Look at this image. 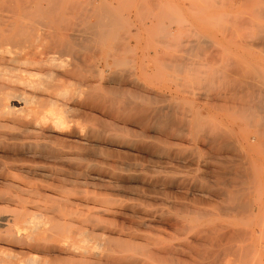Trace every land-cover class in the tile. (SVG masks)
Segmentation results:
<instances>
[{"label": "bare ground", "instance_id": "bare-ground-1", "mask_svg": "<svg viewBox=\"0 0 264 264\" xmlns=\"http://www.w3.org/2000/svg\"><path fill=\"white\" fill-rule=\"evenodd\" d=\"M63 1L0 0V138H7L5 142L0 141V149L6 148L12 160V164L8 165L9 168L5 173L0 175V180L10 189L0 194V201L14 205V212L11 215H9L10 213L8 215L0 214V229L11 232L14 236L22 237L21 242L17 243L24 250L31 253H42L47 257L53 256L54 259L60 258V255L99 251L98 255L90 254V257L87 258L88 261H86L90 264H264V244L261 243L264 239L255 243L256 239L254 242L250 238L259 229H261L259 233H262L261 227L264 224V219H261L260 224L256 223L257 220L251 219L255 216L251 209L254 200L253 203L248 202L251 201L247 200L250 196L247 198L242 194V191L240 193V190L230 189L232 186L228 183L231 184L234 181H228L220 173L225 168L221 166L223 169L215 173L213 170L215 167L212 169L214 164L210 162L212 156L210 153L224 151V149L230 153V147L234 149V144L230 146L231 138L217 136L219 133L212 135L214 132L212 133L211 130V134L208 132L209 136L199 138L202 133L200 122L199 131L195 125V129L193 128L194 131L197 130L196 133L201 132L198 138L197 135L194 136L195 138L192 136L189 139L182 138V127L185 123L183 119L185 118H182L183 108L179 107L184 95L181 90L165 93L153 87L158 82L155 81L151 86L143 71L142 78L136 77V73L132 77L130 74L126 75L127 72L122 74L123 70H120L121 73L112 71L113 64L111 66L106 60L100 62L92 59L93 62L89 65L86 62L87 59L85 61V55L76 57V53H81L79 51H83L82 54H84V51L88 50L90 53L88 48L92 50V47H88V45L93 42L96 45L98 36L107 37L106 32L113 33L112 29L116 28L113 26L116 21L113 20L115 15L112 17L109 15L110 13L107 14L106 10H102L103 3H106L105 0H100L99 3L92 2V5L87 6L90 2L88 1L87 5L83 4L85 8H82V5L79 8L80 4L77 8L74 5L70 7L72 3L69 0L67 3H70L69 6L65 3L67 0ZM81 2L84 3V1ZM119 2L122 4L121 1ZM246 2L248 4V1H244L243 5ZM112 11L111 14H113ZM91 15L96 17H94L95 22L89 19ZM249 17L251 18V16ZM111 20L113 24H111ZM74 21H79L80 25L78 23L77 26H81V29L72 30ZM119 21L121 20L119 19ZM117 24L119 25V23ZM109 25L113 26V28L110 26L112 28L110 31L108 30ZM119 27H117L118 33ZM261 28L257 30V32L260 31V36L264 34L262 30L264 28ZM144 31L146 32V30ZM100 37L99 39H101ZM262 41L264 42V40ZM201 45L203 46V44ZM202 46L189 43L182 48H176L182 49V51L177 50L180 57L179 52L188 55L191 52H198ZM96 48L94 47L93 50ZM95 52L91 53L92 56ZM122 52L124 53V50ZM172 52L174 51L172 50ZM178 56L168 60L170 63L174 62L176 66L172 69L176 70L177 67L190 69L191 67L182 65L183 57L180 59ZM159 57L160 55H158V60H160ZM172 57L174 56L172 55ZM160 58L165 57L161 56ZM118 59L114 62L117 65L119 62V65L122 64V61ZM194 59L196 60V58ZM170 63L169 65H171ZM213 64H211L212 67L216 65L213 66ZM211 65L206 68L209 69ZM225 65L224 67L227 68L231 64L227 67ZM197 66L196 69H198ZM180 68L177 69L179 73L182 71ZM225 68L222 71L220 66V73L222 71L225 74L226 70L234 71L232 65L229 70H225ZM218 69L216 71L219 74ZM193 70L192 67L191 71L194 73ZM108 71H110L109 74H107ZM192 72L189 73L188 70L189 74ZM129 73H131L130 70ZM246 73L241 74L245 76ZM151 74L153 73L151 72ZM151 74L150 76H152ZM195 74V76L194 74L190 75L195 79H192V82L206 77L205 72L203 73L205 76L201 72L199 74V71ZM226 74L225 79L227 78ZM162 75L164 76V73ZM176 75L179 74H175L174 77ZM187 75L186 73L182 76ZM156 76L159 75H153L151 80H155ZM161 76L158 78H162ZM182 76L174 78L175 83L180 81L178 82L180 85H177L178 88L182 85ZM171 77L173 78V76ZM233 77L231 78L233 79ZM167 80L171 81V78ZM210 81L208 80V83ZM192 82L190 83L192 84ZM229 82L228 86H230ZM205 83L201 84L205 85ZM218 83L221 84L220 81ZM191 84H188V87ZM169 85L175 87L174 83ZM192 86L189 87L191 90ZM185 88H187V84ZM228 89L222 99L220 98L223 107L227 110L233 98L236 97V89L234 91L232 87ZM197 90L198 88L194 92ZM205 91L203 90V92ZM223 91H221L222 94ZM228 91L234 92L235 96ZM190 98L192 97L190 96ZM239 98H243V96H239ZM253 99L252 96L249 102H253ZM184 104L186 105V102ZM213 104L218 105L216 102ZM207 106L209 104L203 105L202 108L199 106L200 109L196 116L202 118V113L208 111ZM246 107L242 110H245ZM186 112L188 115V110ZM191 114H189L190 117ZM240 114L242 113H239L238 117L241 119L246 117V113L243 114L244 118L242 115L239 116ZM253 116L248 118L251 124ZM256 118L259 117L255 116L253 120ZM196 119L195 122H197ZM246 119L247 117L244 121ZM248 123L250 124V122ZM253 125L256 124L253 123ZM186 127L189 128L190 125ZM188 128L185 129L186 132H190ZM202 128H205L206 132L211 129ZM256 128L258 130L259 127ZM220 129L222 128L220 127ZM258 131L260 132V130ZM224 134L226 133L224 132ZM260 134L258 133V136ZM227 136L230 134L227 133ZM260 136L262 138L264 134ZM259 140L261 139L259 138ZM185 143L188 146H185ZM237 143L240 147V143L238 141ZM249 148L251 147L249 146ZM232 153L233 150L230 158L234 159V162L228 157L229 155L226 157L230 161L225 159V162L236 163L235 159H238L233 158ZM234 153L233 155L236 156ZM10 158L7 157L8 161ZM263 159L261 158V160ZM220 160H216V164L222 165L219 163ZM248 161L249 159L247 160L249 164ZM244 165L239 166H243L240 170L244 169ZM200 167L204 169L202 174L198 175L195 172ZM231 169L233 170V167ZM194 170L195 172H193ZM233 171L235 173V169ZM236 173L239 174V172ZM251 173L250 175H252ZM14 174L19 175L21 179L15 180ZM226 175L228 174L226 173ZM231 175L229 176L232 177ZM237 176L235 178H239L240 175ZM242 176L240 177L243 178ZM251 177V181H253V176ZM244 178L246 181L247 177L244 176ZM248 179L251 178L248 177ZM236 182L233 188L239 187L236 186ZM243 182L241 183L242 187L246 185V182ZM253 182L255 183V181ZM250 185L251 183H249V187H251ZM244 191L243 189V193ZM256 197L258 196L256 195ZM262 199H264L263 196ZM256 201L257 198H255ZM259 208L261 210V207ZM239 215L242 216L239 217ZM236 216L242 217L241 219L245 217V221L242 220L244 221L243 225L234 220ZM250 222L252 224H249ZM259 233L258 238H261Z\"/></svg>", "mask_w": 264, "mask_h": 264}, {"label": "rangeland", "instance_id": "rangeland-1", "mask_svg": "<svg viewBox=\"0 0 264 264\" xmlns=\"http://www.w3.org/2000/svg\"><path fill=\"white\" fill-rule=\"evenodd\" d=\"M74 1L75 0H69V2L72 3V4L69 3L70 4V7H73V5H74L77 8V6L80 4L78 6L79 8H80L81 5H82L81 6L82 8H85L83 6L84 5H87L86 3L88 1H90V2H88V5L87 6H89V4L92 5L94 2L95 3H99L100 2V0H92V1L91 0H87V1L86 0H78V1L76 0L75 1L76 5H75L74 4ZM81 1H84V3L81 2ZM105 1H106V3H103V6H104L103 8H106V9H103L102 8V10H106L107 14L110 13L109 15H111V16L112 15L113 16L115 15L114 16L115 19H113V20L114 21L116 20V21H115V23H114L113 26L116 27V28L112 29L113 26L112 25H109L108 30L109 31L111 29L114 30L113 33H111V31H110V34L111 35L108 32H106L105 35L107 37H105V36L104 37L103 36L102 37L98 36V41L97 42H99L98 43L99 45L97 44V42H96V45H95L94 42L92 44H89L88 47H92L91 48L92 50H90V48H88L89 51H90V53L87 50V51H84L85 52L84 54H82L83 51H79V53L81 52L80 54L74 52L77 55L76 54H73V55L74 56L76 55V57H78V56L83 57L85 55L84 58H85V61L87 59V61H86L87 64L92 63L93 60H97V61H100V62L103 61V60H106V61H108V63L111 66L113 64L112 71H114V72L121 73L120 70H123L122 74L127 72L126 75H129L130 74L131 76L132 75L134 76V74L136 73L135 76L136 77H139V78H142V76L146 75L148 77L147 79L150 81V85L151 86H153V84L156 81L158 83H155L153 87L158 88L159 90H161L162 92H165V93H170L171 91L172 92L173 91L176 92L177 90H181L182 91V94H184V95L182 96V103H179V107L180 108H183V111L182 112H184V113L182 115V118H185V119H183L185 121V123H183L184 125L182 127V130H183L182 131V134L184 135V136L182 135V138H186L187 137L186 139H189V138H191V136H192V138H195L194 137L195 135H197L196 137L198 138V136H199V134L201 132H197L198 133L197 134L196 131L198 130V128H200V126L198 127V125H200V124H201V128H200L201 130L200 129L199 130L202 131V133L205 134V135H203L201 133L200 136H199V138L200 137L201 138H206V136H209L211 134V132L212 133L213 132L215 133V134L213 133L212 135H217L219 133L217 136H220V137L223 136V138H231L230 139V146H232L231 144H234V146H233L234 149L231 148V147H230V149L228 148L230 153H227L228 152L227 149H224V151L223 150L217 151V152L215 151L214 152L215 154L214 153H210V155H212L210 157V162H211V164H212V162L214 164V165H212L213 166L212 169L215 167V169H213V170H215L214 172L216 173V172H220L221 169H223V168H221V166L224 167L225 169L228 168L227 170L224 169L223 171L220 172L221 175H222V177L227 178L228 181L231 180L230 182H233L234 181V183H231V184L228 183V185L232 186V187H230V189L240 190V193L242 191V194L243 195H246L247 198L250 196L247 200L250 199L251 201H248V202H252L253 203V200H254V203L253 204L251 203L253 205L251 209L255 213L254 214L255 216L252 217L251 219H253V221H256V220L257 221H260V222H257L256 221V223L260 224L261 223V219H264V199H262V196L264 198V194H263L264 193V185H263V183H264L263 182L264 181V172H263L264 171L263 170L264 169V159L261 160V158H264V155H263L264 154V144H263L264 137L262 136V138H261V136H260V135H263L264 134V109H263L264 108V102H263L264 101V84H263L264 83V79H263L264 78V46H262L264 44V42L262 41V40H264V37H262V36H264V34H262V32L264 31V29H262V28H264V16H263L264 15V7H263L264 0H261V1H259V0H204V1L203 0H124V3H123V0H115V1L114 0H105ZM119 1H121L122 4ZM244 1H248V4L249 5L247 4V2H246V4L244 3V5H243V2ZM249 1H250V3H249ZM213 2L215 3V5H214ZM65 3L67 4L68 3V0H67V2L65 1ZM69 4H67V5L69 6ZM241 4L243 6H240ZM255 4L256 5L259 4L258 5V8H256L257 6ZM114 5H116V6H114ZM190 5H191V7H190ZM217 5H218V7H217ZM214 6H216V7H214ZM220 7H221V9H220ZM222 10H224V11H222ZM108 11H110V12H108ZM111 11H112L113 14H111ZM249 12L251 13V15H250ZM102 13H104V12L102 11ZM199 13H200V16L201 17L199 16ZM129 14H130V16H129ZM243 14H244V16H243ZM119 15H120V18H119ZM257 15H258V17L260 19L257 17ZM91 16H90L89 19L90 20L92 19L91 21L92 22H95V18L96 17L95 16H92L93 17L92 18ZM249 16H251V18ZM256 17H257V19H256ZM261 18H262V20H261ZM119 19L121 21H119ZM212 20H214V21H212ZM230 20L232 21V23H231ZM238 20H240L241 22H239ZM245 20H247V21H245ZM76 22L77 21H74V24H72V30H74V31H76L78 28L81 29V26H77V24L79 23V21L77 23ZM246 22H247V24H246ZM117 23H119V25ZM156 23H158V24H156ZM221 23H222V25H221ZM111 24H113L112 20H111ZM78 25H80V23ZM256 25L258 27H260V28L262 27L261 28L263 30V31L261 30L262 36L259 35V32L260 31L257 32V30H260V28L255 27ZM110 26L112 28H110ZM118 26H120L119 27V30H120L119 33H118V29H117ZM121 26L123 27V29H122ZM250 26H251V28H250ZM144 30H146V32ZM233 30H235V31H233ZM117 36H119V37H117ZM99 37L101 39H99ZM259 39H262V40H259ZM143 40H145V41L147 40V42H145ZM193 41H195L194 43L196 45L202 46L201 44H203L202 47H204V48L201 47V49L198 52L197 51L196 52H191L188 55L187 54L184 55V53L179 52V55H180V57H179L178 56V51H182L181 48L184 47V46H187L189 43L194 44ZM115 44L117 46H114ZM255 44H256V46H255ZM97 45H98V49L96 48ZM105 45H106V47H105ZM260 46H262V47H260ZM94 47L99 52H97L96 49L93 50ZM176 47L177 48L181 47V48H180V50H178ZM115 49H119V50H115ZM122 50H124V53L122 52ZM172 50L174 52H172ZM86 52H88L89 55H88V53L86 54ZM92 52H95L96 54L94 53L93 56H92V54H91ZM174 53L176 54V56H175ZM192 53H194V54L192 55ZM195 53H197V54H195ZM155 54H157V55H155ZM158 55H160V57L162 56V57H165V58H160L159 57L160 60H158ZM172 55L174 57H172ZM190 55H191L192 58L190 57ZM195 55H197V56H195ZM111 56H112V58H111ZM177 56L180 59L183 57L182 58L184 60V62L182 63L183 66L186 65V67H191V68L190 69L187 68V70H186L185 67L184 68L177 67V69L180 68V69H182V71H180V73H179V71L176 69L177 70V72H176V70H175L176 66L174 65V62L170 63L168 60L171 59V58H177ZM113 57H115L116 59L119 58L118 60L119 61L120 60L122 61L121 62L122 64H120L121 66L119 65L120 62L118 60H117L119 62L118 65H117V63H115L116 62V59L115 58H114V60H112ZM184 57H185V59H184ZM194 58H196L197 62H196V60ZM210 58H211V60H210ZM228 58L230 59V61H229ZM198 59L202 60L203 61V64H202V61H200ZM203 59H205V60H203ZM213 60H215V61H213ZM231 61H233V62H231ZM168 62L171 65H169ZM191 62H193V63H191ZM140 63H145V64H140ZM154 63H156V64H154ZM160 63H162L163 65H161ZM166 63H168V64H166ZM210 63L211 64L214 63V64H216L218 66H216V65L214 66V64H213L214 67H212V65ZM228 63H230L232 65V69L235 72L234 71L232 72V71L229 70V69H231V65L228 64ZM225 64H228L230 66L225 65ZM237 64L238 65L240 64L239 67H238ZM195 65L196 66L199 65V66H197V68L199 70L196 69V66ZM210 65H211L212 68L210 67L209 69H207ZM224 65L226 67L228 66L230 68H228V67L225 68ZM122 66H125V67H122ZM146 66H147V68H146ZM206 66H207V68H206ZM220 66H221L222 71H223L224 68H225V70L226 69L229 70V71L226 70V72H225V74L227 73L226 74V77H227L226 79L227 80L225 79L224 72L221 71V73H220V70H221L220 69ZM162 67H164L165 69L164 68L162 69ZM172 67H175V68H173L174 71H173ZM192 67L194 69L193 70L194 73L191 71ZM114 68H115V70H113ZM117 68H119V69H117ZM138 68H141V69H138ZM216 69L219 70V74L216 71ZM241 69H242V71H241ZM129 70H130V72L132 74L129 73ZM164 70H166V71H164ZM188 70H189V73L192 72V74H189L188 73ZM208 70H210V71H208ZM214 70L216 71L217 74L215 73ZM247 70H248V72L250 71L249 74H248ZM142 71H143L144 75H143ZM183 71H184V73H183ZM198 71H199V74H200V72L202 74L204 72L206 73L205 74L206 77L204 79H200L199 81L196 80V82L194 81L195 84L196 83L197 84H196V86H195V84L193 86H195L196 88H198V90L196 92H198L199 94L196 93V92H194L196 90V88L192 86V84L194 83V82H192V79H193L192 76H193V74L195 76L197 74V73L195 74V72H198ZM213 71H214L215 74L213 73ZM237 71H238V73L240 72L239 75H237L238 74ZM252 71H253L254 75H253ZM151 72L153 74H151ZM157 72H158V74H157ZM173 72L175 74L178 73L179 75H176L174 77L175 74ZM230 72L232 74L233 73H235V74L232 75ZM243 72L246 73L245 76H243L244 74H241ZM109 73H110V71L107 72V74H109ZM149 73L152 76L153 75L154 76L155 75L161 76V74L164 73V76L165 77L162 75L161 76L162 78L159 79L158 78L159 76L158 77L156 76L155 80L152 79L153 80L152 81L151 80L152 76H150ZM186 73L188 74L187 76H182V75H186ZM212 74L215 75V76H213ZM190 75H192V76H190ZM220 75H222V76L224 75L223 78ZM248 75H250V77H248ZM255 75H256V77H255ZM171 76H173V78ZM181 76H182V85L184 83H185V85H183L184 87L182 85L180 87L185 88L186 87V84H187V88H185V89H183V88L181 89L180 87L178 88V86L180 85V84H178V82H180V81H177V83H175L176 81H175L174 78H178V77H181ZM210 76H212V77H210ZM214 77L217 78V79H215ZM231 77H233V79ZM246 77H248L247 80H246ZM170 78H171V81L174 80L172 83H171V81H168L167 80V79H170ZM184 79H185V81H184ZM188 80H190V81L188 82ZM193 80H195V79H193ZM203 80H205V81H203ZM208 80H211V81L208 83ZM225 80L228 81V82L230 81L229 82L230 83V86H228L229 84H228V82L226 83ZM219 81H220L221 84L218 83ZM167 82H169V83H167ZM190 82H192V84ZM202 82H204V83L206 82L205 85L201 84ZM147 83H148V81H147ZM159 83H160V86H159ZM173 83L175 84V87H174V85H171L173 87L172 88L169 84H173ZM188 84H191L189 87L191 88V86H192V90H193V93L194 94L192 93V90L188 87ZM209 85H210V87H209ZM203 86H204V88H203ZM220 86H221V88H220ZM231 87H232V90L233 91L236 89L235 90L236 97H234L235 96V94H233L234 92L233 93L230 92L231 90L228 91V92H230V93H232L234 95V96H232L234 98H233V100H232V102L230 104V107L227 110V109H225L223 107L220 98L222 99V96L226 93V89L231 88ZM250 87H251V89H250ZM205 88L206 89L209 88V89H207V91H205L206 90ZM211 88L215 89L216 92L213 91V89H211ZM244 88H245V90H244ZM260 88H261V90H260ZM186 89H190V90H186ZM200 89H203L205 92H203V90H201L202 91L201 92ZM222 90H224L223 91V94L221 93ZM217 91H219V92H217ZM189 92H190V94H189ZM195 95L196 96L199 95V96L196 97ZM247 95H248V98H247ZM190 96L192 98H190ZM213 96H215V97H213ZM239 96H243V98H239ZM252 96L254 98L253 99L254 101L250 103L249 101L251 100ZM216 97H217V99H216ZM260 98H262V99H260ZM207 99H209V100H207ZM244 99H245V101H244ZM185 102H186V105L184 104ZM215 102L218 105L213 104ZM258 102H259V104H258ZM205 104H209V106H207L208 107V111L206 113L205 112L202 113L203 114L202 118L196 116L197 113H198V109L202 108V106L205 105ZM186 106H188V107H186ZM199 106H200V108H199ZM189 107H190V110H189ZM245 107H246V109L249 108V110H246V109L245 110H242ZM234 109H236V110L233 111ZM186 110H188V115L186 114L187 113ZM219 111H221V112H219ZM237 111L239 113H242V114L239 115V116L242 115V117L244 116L243 114L246 113L245 116L247 117V119L248 118H251L254 114H255L253 116L254 119H255V116L256 117L258 116L259 118H256V120H253V118H252L251 119L252 120V124H251V121H249L250 119H248V120L246 119L245 121L250 122V124H251L250 125L248 122H245L244 121V119L246 117L245 118L243 117L244 119H241V117H238V114L239 113ZM224 112H226V113H224ZM231 112L233 113V115H232ZM189 114H191V117L189 116ZM249 114H250V117H249ZM196 117H197V119H196ZM195 119H196L197 122H195ZM213 119H214V121H213ZM220 120L222 121L221 123H220ZM215 121H218V122H215ZM199 122H200V124H199ZM260 122H263V123H260ZM211 123H212V126H211ZM253 123L256 124V125H253ZM218 124L221 125V126H219ZM189 125H190V127H189L190 129L188 127H186V126H189ZM194 125L197 127L196 128L197 130H195V131H194V129H195V126ZM203 125H205V126H203ZM213 126H214L215 129L213 128ZM255 126L256 127H259L258 130H260V132L257 130V128ZM202 127H206V129L207 128H211V129H208L209 131L207 130V132H206L205 131V128H202ZM216 127H218V128L216 129ZM220 127L222 129H220ZM224 127H226L227 129L229 127V129L227 130ZM249 127H250L251 130L248 129ZM186 128H188V130H190V132H188V131L186 132V130H187ZM230 129H232V130H230ZM261 129H263V130H261ZM210 130H211V132H210ZM223 130H225V131H223ZM229 130H230V132H229ZM216 131H218V132H216ZM249 131H250V133H249ZM257 131H258L259 134L263 131L262 132L263 134L261 133L258 136ZM208 132H210V134ZM224 132L226 134H224ZM227 133H228V135L230 134V136H227ZM256 133H257V136H256ZM259 138L261 140H259ZM236 140L240 143L239 144L240 147L238 146V143H237ZM0 141L5 142V141H7V138H5V139L0 138ZM258 142H260V143H258ZM261 143H262L263 147H261L262 146ZM236 145H237V147H236ZM185 146H188V144L185 143ZM249 146L251 148H249ZM235 148H236V150H235ZM232 150H233V153L236 152V153H234V154H236V156L233 155V153H232V157L233 158L236 157L238 159V160L235 159V162L237 164L236 163L234 164L233 163L234 162V159L230 158V156H231L230 154H231ZM254 151L257 152V153H255ZM223 152H224V154H223ZM4 153L6 155H8L7 156L8 159L11 157V156H9L10 154L6 151V148L2 147V149H0V162H1L0 163V166L1 167L3 166L2 168L0 167L2 169V170L0 169V175H2L3 172L5 173L6 169H8L9 166L12 164L11 158H10L11 161L10 160L8 161V159H7V157H5L6 155ZM223 155H225L224 157H226V156L229 155L228 157L230 159H232L231 161H233V162H229L230 161L229 158H227V157L224 158ZM215 156H216V160L221 159L219 163L220 164L222 163V165H219L217 163L218 164V166H217V164H216L217 161L215 160ZM220 156H221V158H220ZM222 157H223V159H222ZM247 158L249 159L248 162H249V164L251 166L247 163V160H248ZM225 159L226 160H229V161H226L227 162L226 163L225 162ZM239 160H240V162H239ZM244 162L246 163L245 165H244ZM225 163H226V165H225ZM229 163H230V165H229ZM247 164H248V166H247V169H246V165ZM240 165H244V169H246V170H244L243 168H242V170H240L241 167H243V166L239 167ZM216 167H218L219 169L216 168ZM231 167H233V170L235 169V173H233L234 171L231 169ZM236 168L237 169L239 168V170H236ZM203 169H204L203 167H200L199 170H197L196 172L194 170L193 172L197 173L198 175H201L202 172H203ZM218 170H220V171H218ZM250 170H252V171L255 170L256 172L255 171L252 172ZM231 171H232L233 174L231 173ZM240 171H242L243 173L240 172ZM247 171H248L249 175L252 172L251 173L252 175H250V176L247 175L248 174ZM236 172H239V174L236 173ZM226 173L228 175H226ZM240 173H242V174H240ZM234 174H236V175H234ZM229 175H231L232 177H230ZM237 175H240V176L244 175L245 177H247L246 178V181H245L244 176H242L244 179L241 178L240 176H239V178H240L239 179V178H237L238 177ZM235 176H237L236 177L237 179L235 178ZM251 176H253V181H255V183L253 181H251L252 180V177ZM248 177H250L251 179H248ZM14 179L19 181L21 178H20L19 175H17V174L15 175L14 174ZM242 179L244 180V182H246L245 183L246 185L248 184V186L245 185L244 187H242L243 186V185H241V183L243 182ZM236 181H238V182H236ZM1 182L3 184H5L3 181H1ZM1 182H0V194L1 193H4L6 190H8V191L10 190L7 187L6 184L3 185ZM235 182H236V186H239V187L234 186L237 189L236 188H233V185H235ZM247 182L251 183V185H250L251 187H249V183H247ZM237 183L240 184V185H238ZM252 188H253V190H252ZM243 189L245 191L248 190V192H245L244 191V193H243ZM249 193H250V195H249ZM253 194H254V197H252ZM256 195L258 197H256ZM244 198H245V196H244ZM255 198H257V201L259 203L257 201L255 202ZM262 200H263V202H261ZM259 207H261V210H260ZM259 210H260V212H259ZM12 212H14V205L13 204H11V203L8 204V203H4V202H1L0 201V214H3V215H6L7 214L8 215L10 213L9 215H11ZM243 215L244 216H247L245 214H243ZM240 216H242V215H239V217ZM247 217H246V220L248 219ZM241 218H238L236 216L234 218V220L238 224H242L243 225V223L245 221V217H244V219H241ZM242 220H244V221H242ZM249 224H252V222H250ZM261 228H262V231H263L262 233H259L261 231V229H259V230L256 231L257 234L255 233L253 236L250 237L252 239V241H254V242H255L254 239H256V242L255 243H259V241H261V240L264 239V235H263L264 234V229H263L264 228V224H263V226ZM5 231L6 230H4V229H0V264H77V263L78 264H90V263L87 262L88 261L87 258L90 257V254L91 255L92 254H96V255L99 254V251L98 252L94 251L95 253L94 252H91V253H89V252H83V253H86V254L78 253L76 255H72V254L60 255V258L54 259L55 257L52 258L53 256L47 257L46 255H43L42 253H40V254L39 253H31L29 251L24 250L22 248V246L19 243H17L18 241L21 242V238L22 237L14 236V235L11 234V232H8V231H6V233H5ZM258 233L260 234L261 238L260 237L258 238V236H259ZM2 241H3V243H2ZM261 243L264 244V240H263V242L261 241ZM83 259H85V260H83Z\"/></svg>", "mask_w": 264, "mask_h": 264}]
</instances>
